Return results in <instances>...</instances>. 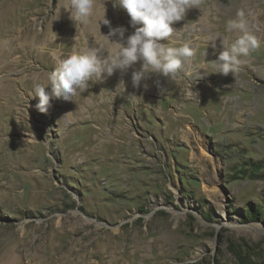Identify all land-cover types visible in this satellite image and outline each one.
Segmentation results:
<instances>
[{
    "label": "rangeland",
    "instance_id": "374dc122",
    "mask_svg": "<svg viewBox=\"0 0 264 264\" xmlns=\"http://www.w3.org/2000/svg\"><path fill=\"white\" fill-rule=\"evenodd\" d=\"M113 2L94 0L93 19L127 36ZM67 3L0 0V264H264V0L190 9L160 41L195 51L175 80L133 88L117 72L42 114L34 85L109 32ZM250 10L260 47L235 76L212 73L211 42Z\"/></svg>",
    "mask_w": 264,
    "mask_h": 264
},
{
    "label": "clouds",
    "instance_id": "9594fccd",
    "mask_svg": "<svg viewBox=\"0 0 264 264\" xmlns=\"http://www.w3.org/2000/svg\"><path fill=\"white\" fill-rule=\"evenodd\" d=\"M113 6L130 17L129 24L134 29L131 34L125 35L128 29L124 26L111 27L105 14L94 21V0H68L66 10L74 23H103L109 26V32L103 35V44L74 51L60 60L47 84L34 85V107L39 113L47 114L55 99L73 101L87 90L89 82H103L117 72L123 76L131 69L133 88L147 89V81L153 76L175 80L191 64L195 51L189 43L173 47L160 41H168L177 31L174 25L184 20L190 9H199L201 0H114ZM225 31L234 39L230 43L228 37L217 35L211 42L215 49L219 38L223 48L214 60L212 73L235 76L260 43L250 32L243 12L226 22ZM156 83L159 86V80ZM118 85L125 89L123 79Z\"/></svg>",
    "mask_w": 264,
    "mask_h": 264
},
{
    "label": "bare ground",
    "instance_id": "6f19581e",
    "mask_svg": "<svg viewBox=\"0 0 264 264\" xmlns=\"http://www.w3.org/2000/svg\"><path fill=\"white\" fill-rule=\"evenodd\" d=\"M259 15V14H258ZM257 17V15H255V12H253V11H249V18L247 19V23H248V27H249V30L250 31H253V29H251V24H252V22L251 21H253L255 18ZM201 21V20H200ZM203 21V20H202ZM250 24V25H249ZM207 25V24H206ZM216 29V28H215ZM213 30V29H212ZM219 75H221V74H219ZM1 77L2 76H0V88L2 89V87H1ZM12 83V82H11ZM3 84V83H2ZM6 87V86H5ZM10 88V87H9ZM7 88L6 90H4V92H5V95H1V96H3V98L2 99H4V100H6V104H7V106H8V109H10V104H11V100H12V94L14 93V92H12V89L13 88ZM1 91V90H0ZM2 92V91H1ZM1 94V93H0ZM0 102H2V100H0ZM5 103V102H4ZM161 200V199H160ZM163 200V199H162ZM161 200V201H162ZM162 204V203H161ZM157 205V204H156ZM161 206V205H160ZM160 206H158V207H155V208H160ZM107 243V242H106ZM113 246V245H112ZM110 250V249H109ZM113 253V252H112ZM11 259V258H10ZM9 261V260H8Z\"/></svg>",
    "mask_w": 264,
    "mask_h": 264
}]
</instances>
